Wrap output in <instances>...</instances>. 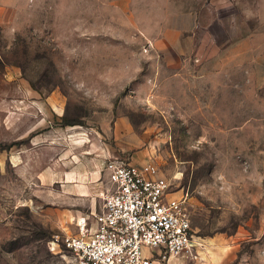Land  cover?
Here are the masks:
<instances>
[{
    "label": "rangeland",
    "instance_id": "1",
    "mask_svg": "<svg viewBox=\"0 0 264 264\" xmlns=\"http://www.w3.org/2000/svg\"><path fill=\"white\" fill-rule=\"evenodd\" d=\"M7 1L0 264H77L64 240L102 211L110 160L184 200L202 245L170 264H264V0L205 2L183 37L157 0Z\"/></svg>",
    "mask_w": 264,
    "mask_h": 264
},
{
    "label": "built area",
    "instance_id": "2",
    "mask_svg": "<svg viewBox=\"0 0 264 264\" xmlns=\"http://www.w3.org/2000/svg\"><path fill=\"white\" fill-rule=\"evenodd\" d=\"M102 211L78 219L65 237L77 264H168L196 258L199 246L181 197L152 162L110 160Z\"/></svg>",
    "mask_w": 264,
    "mask_h": 264
},
{
    "label": "crops",
    "instance_id": "3",
    "mask_svg": "<svg viewBox=\"0 0 264 264\" xmlns=\"http://www.w3.org/2000/svg\"><path fill=\"white\" fill-rule=\"evenodd\" d=\"M157 2L160 9L164 10L163 12H166L167 4H173L169 7V15L162 12L163 14L158 15V17L160 19L167 17L173 19L175 27L178 28L175 30L176 34L183 37L197 27L198 19L201 17L200 12L204 8L205 2H211V0H157ZM14 6L15 4L10 1L0 0V23L11 21L9 15L14 12ZM175 48L182 54L188 52V49L179 42L176 43ZM177 259L179 258H171L168 264Z\"/></svg>",
    "mask_w": 264,
    "mask_h": 264
}]
</instances>
